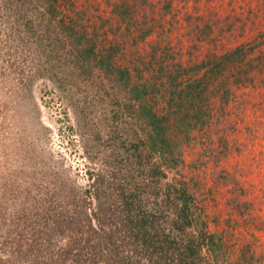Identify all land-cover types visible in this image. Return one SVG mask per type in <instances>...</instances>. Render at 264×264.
Wrapping results in <instances>:
<instances>
[{"label": "trees", "instance_id": "trees-1", "mask_svg": "<svg viewBox=\"0 0 264 264\" xmlns=\"http://www.w3.org/2000/svg\"><path fill=\"white\" fill-rule=\"evenodd\" d=\"M101 1L96 22L99 0H0L12 56L66 96L87 160L82 189L56 174L22 189L0 264H219L210 251L222 237L180 144L214 135L225 154L226 119L264 89V0H235L232 15L188 0ZM177 24L192 49L208 44L203 57L181 58Z\"/></svg>", "mask_w": 264, "mask_h": 264}, {"label": "rangeland", "instance_id": "rangeland-1", "mask_svg": "<svg viewBox=\"0 0 264 264\" xmlns=\"http://www.w3.org/2000/svg\"><path fill=\"white\" fill-rule=\"evenodd\" d=\"M227 1L195 0L193 3L188 0L187 6L203 14L209 11L211 15L212 12L232 15L239 6L235 0L230 4ZM99 2L91 17L96 22L107 14V5ZM231 4L234 6L229 8ZM185 28L177 24L170 32L173 42L181 49V58L189 57L188 49L192 50V60L203 57L208 44L200 42L192 49L191 40L184 34ZM7 33V23L1 22V237L5 236L6 227L13 230L9 219L16 214L14 210L23 199L22 189L33 187L31 182L48 184L54 174L77 189H82L87 182L84 173L87 160L66 96L55 88L46 74L34 73L29 77L31 63L15 56L14 59V46L8 41ZM244 96L243 109L226 119L235 126L226 133L230 147L225 154L215 156L212 148L217 139L214 135L212 142L204 136H195L180 144L185 162L196 165L194 170L201 181L200 189L202 187V195L206 196L207 227L222 237V244L210 251L219 264H264V89L250 90ZM209 103L212 106L211 100ZM234 194L238 202L231 200ZM34 221L32 224L37 226ZM0 249V253H5L10 245Z\"/></svg>", "mask_w": 264, "mask_h": 264}]
</instances>
